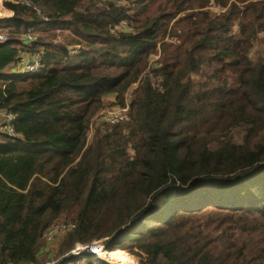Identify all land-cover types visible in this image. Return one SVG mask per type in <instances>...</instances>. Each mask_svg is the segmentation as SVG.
Segmentation results:
<instances>
[{
    "label": "trees",
    "instance_id": "trees-1",
    "mask_svg": "<svg viewBox=\"0 0 264 264\" xmlns=\"http://www.w3.org/2000/svg\"><path fill=\"white\" fill-rule=\"evenodd\" d=\"M3 1L0 264H39L63 216L57 264H106L71 255L100 241L142 264H264V0ZM25 53L41 54L29 77L11 72ZM131 89L129 120L90 137Z\"/></svg>",
    "mask_w": 264,
    "mask_h": 264
},
{
    "label": "rangeland",
    "instance_id": "rangeland-1",
    "mask_svg": "<svg viewBox=\"0 0 264 264\" xmlns=\"http://www.w3.org/2000/svg\"><path fill=\"white\" fill-rule=\"evenodd\" d=\"M108 0H91V5H97L99 7L105 6L111 2H106ZM3 0H0V20H4L7 18V10L4 8L3 6ZM133 3L134 0H122L121 1V5L120 6H128V8H132L133 7ZM113 4V3H112ZM213 11L215 12H219V9L217 8H212ZM0 31H2L3 33L8 34V31L5 29H0ZM37 33L31 32V35L37 36ZM58 34V42L59 43H67L71 38V34L68 31H59L57 32ZM172 41V40H169ZM175 42V40L173 41ZM70 50L74 51L76 49L69 47ZM264 56V35H260L259 40L256 42L255 46H254V50L252 52V58L253 60L259 59L261 57ZM160 57V53H157V55H154L152 57V61L151 64L153 65L154 63H156L159 60ZM15 70L11 71V72H15L18 69V66H16V68H14ZM211 71H209L207 69V75H210ZM193 78L195 80H199L200 77L195 75L193 76ZM128 98H126V102H127ZM105 108L100 111L92 120L91 125H90V131H89V135L90 137L93 136L94 131L101 125H103L105 123L104 121V116L105 118H107L108 113L110 112L111 109L113 108H118V105H116V99L113 96H110L106 99V104H105ZM109 111V112H108ZM108 112V113H107ZM241 130H235L234 131V135L235 138L238 140L239 136L241 135ZM72 222V220L67 217V216H63L61 219L57 220L56 222H54L53 224H62V223H69ZM58 239L57 241L52 244V245H46V243L44 242V248L45 252L40 256L39 258V264H44L49 260H56L57 258V252H58V246L61 243V241L63 240V238L66 236L65 234H60L58 235ZM95 245H98L100 248H106L105 250V255L103 257L100 256L101 253H97L99 258H101V260H103L106 264H142L143 261V257L144 255L141 254L139 252V250L131 245H125L124 247H121V245H116L113 246L111 248L107 249V246L104 245L103 241L100 242H95ZM126 244V243H125ZM108 250V251H107ZM103 252V251H101ZM104 253V252H103ZM108 257H107V256ZM77 264H85L84 261H81Z\"/></svg>",
    "mask_w": 264,
    "mask_h": 264
},
{
    "label": "built area",
    "instance_id": "built-area-1",
    "mask_svg": "<svg viewBox=\"0 0 264 264\" xmlns=\"http://www.w3.org/2000/svg\"><path fill=\"white\" fill-rule=\"evenodd\" d=\"M122 0H108L106 2H111L109 4H112L118 8H124L128 9V6H120ZM134 6V4H133ZM128 28L127 22H121L120 25L116 28L117 31H122L124 29ZM24 40L27 43H32L35 38L31 35V33L24 38ZM8 41V35L0 31V44L6 43ZM57 43H59L57 41ZM42 67L41 63V54H31L29 57L21 58L18 69L15 71L18 75H21L23 77H29L32 75H35ZM126 98H128L127 102H125V106H118V108H113L108 113L109 116L105 118V123L109 124H117L120 122L128 121L130 116V99L132 98V89L128 92L126 95ZM126 101V100H125ZM17 120V116L13 114L12 112H9L7 110H3L0 108V133L6 134L10 137H16L13 126L15 121ZM74 224L69 223H62V224H54L52 225L44 234V241L46 245H52L54 244L57 239L58 235L65 234L71 229H73ZM100 248L98 245L92 244L90 246H81L78 245L75 250L71 252V255L74 257H80L83 255H90L94 256L92 253H94V249ZM104 251H106V248H102ZM105 255V254H104ZM98 257L99 256H95ZM101 259V258H100ZM44 264H57V260H49Z\"/></svg>",
    "mask_w": 264,
    "mask_h": 264
},
{
    "label": "crops",
    "instance_id": "crops-1",
    "mask_svg": "<svg viewBox=\"0 0 264 264\" xmlns=\"http://www.w3.org/2000/svg\"><path fill=\"white\" fill-rule=\"evenodd\" d=\"M6 9V8H5ZM7 10V18L6 19H10V18H12V16H13V12L12 11H10V10H8V9H6ZM31 54H29V53H25V54H23L22 55V58H26V57H29ZM40 257V256H39Z\"/></svg>",
    "mask_w": 264,
    "mask_h": 264
},
{
    "label": "bare ground",
    "instance_id": "bare-ground-1",
    "mask_svg": "<svg viewBox=\"0 0 264 264\" xmlns=\"http://www.w3.org/2000/svg\"><path fill=\"white\" fill-rule=\"evenodd\" d=\"M94 250H95L94 253H92L94 256H98V254H97L98 252L101 253V254H100L101 257H103L104 254H105L104 249H102V248H97V249H94ZM101 251H103L104 253L101 252ZM106 256H107V255H106ZM107 257H108V256H107Z\"/></svg>",
    "mask_w": 264,
    "mask_h": 264
}]
</instances>
